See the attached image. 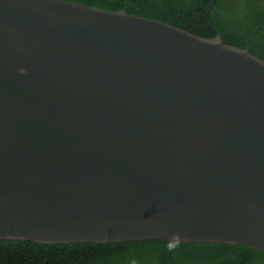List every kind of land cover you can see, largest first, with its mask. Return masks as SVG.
<instances>
[{
  "label": "water",
  "instance_id": "water-1",
  "mask_svg": "<svg viewBox=\"0 0 264 264\" xmlns=\"http://www.w3.org/2000/svg\"><path fill=\"white\" fill-rule=\"evenodd\" d=\"M264 251V59L73 0H0V240Z\"/></svg>",
  "mask_w": 264,
  "mask_h": 264
},
{
  "label": "trees",
  "instance_id": "trees-1",
  "mask_svg": "<svg viewBox=\"0 0 264 264\" xmlns=\"http://www.w3.org/2000/svg\"><path fill=\"white\" fill-rule=\"evenodd\" d=\"M165 21L264 59V0H73ZM0 264H264V251L225 242L147 239L109 243L0 240Z\"/></svg>",
  "mask_w": 264,
  "mask_h": 264
}]
</instances>
